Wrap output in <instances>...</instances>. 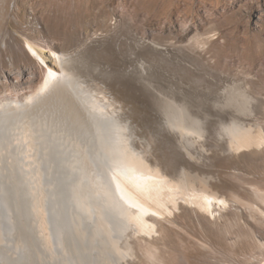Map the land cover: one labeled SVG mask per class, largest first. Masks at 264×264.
<instances>
[{
	"label": "rangeland",
	"instance_id": "1",
	"mask_svg": "<svg viewBox=\"0 0 264 264\" xmlns=\"http://www.w3.org/2000/svg\"><path fill=\"white\" fill-rule=\"evenodd\" d=\"M7 9L22 47L25 37H42L75 59L87 86L120 110L137 151L163 170L176 156L177 172L203 179L227 202L212 217L180 204L151 220L153 235L130 226L120 264H264V144L228 152L227 139L215 134L232 112L223 91L237 87L248 122L264 136V0H8ZM12 59L3 58L8 69L16 68ZM164 99L200 121L203 141L181 143L164 125Z\"/></svg>",
	"mask_w": 264,
	"mask_h": 264
},
{
	"label": "bare ground",
	"instance_id": "2",
	"mask_svg": "<svg viewBox=\"0 0 264 264\" xmlns=\"http://www.w3.org/2000/svg\"><path fill=\"white\" fill-rule=\"evenodd\" d=\"M7 3L0 0V264H120L119 243L130 226L153 235L151 220L180 204L211 217L227 207L208 182L177 172L176 156L163 170L137 151L120 110L87 86L72 56L42 37L17 43ZM18 55L33 62L16 65ZM223 96L232 112L215 134L227 139L228 152L263 145L244 93L228 87ZM162 104L164 125L181 143L203 141V125L185 106Z\"/></svg>",
	"mask_w": 264,
	"mask_h": 264
}]
</instances>
